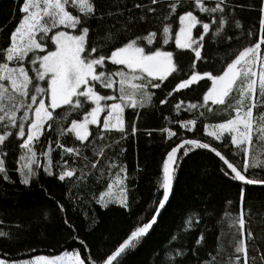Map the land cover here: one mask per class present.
<instances>
[{
  "label": "snow or ice",
  "instance_id": "obj_1",
  "mask_svg": "<svg viewBox=\"0 0 264 264\" xmlns=\"http://www.w3.org/2000/svg\"><path fill=\"white\" fill-rule=\"evenodd\" d=\"M97 4L98 0H23L19 6L18 11L22 16L10 33L9 42L0 48V178L9 180L5 157L11 144L16 141H19V149L23 150L16 169L20 174V183L29 186L33 177L39 175L37 169L41 164L35 143L39 141L46 125L49 130L52 128L50 122H54V117L66 121L73 111L88 105L82 119H71L66 128L57 124L61 138L68 134L74 137L73 143L78 141L86 149V142L95 144L96 140L105 141L106 134L113 131L119 133L122 139L128 134L135 136L137 128L134 123L125 127V110L133 109L135 112L152 106L155 95L152 89H165L156 103L168 105L169 98L175 93L188 89L196 92L194 85L207 89L203 92L202 103H188L184 106L183 100L173 102L176 112L179 113L182 106L188 112L199 109L212 112L210 104L225 106L226 111L234 112L235 115H229L224 122L206 125L205 131L213 140L221 143L227 134L230 145L243 153L242 167L238 168L210 143L198 139H183L167 152L163 161V177L159 184V195L151 209L152 215L146 222L142 220L138 223L110 254L96 259L86 242L75 234L73 225L65 219L64 223L72 232L71 239L79 240L81 248L65 250L62 254L51 257L37 255L25 260L0 258V264H120L118 258L127 250L135 248L148 235L166 209L173 193L174 165L179 159L178 154L186 156L194 149L213 153L222 162L220 170L225 177L239 181L244 186H264V176L256 178L247 175L248 154L254 137L264 144V0H259L256 24L244 30L249 43L238 48L234 56L231 51L227 52L226 55L231 56V59L222 63L215 73L207 69L197 70L196 62L206 59L202 57L203 42L213 31L212 26H216L215 34L220 36L227 25L231 12L230 0H148L147 4L137 2L133 7L140 10L139 14L133 15L132 9H126L129 15L120 28L117 29L114 24L100 34L99 39L104 44L97 43L98 30L94 24L103 21L106 14L98 9ZM160 5L162 15L156 17L160 20L157 30L149 31L146 36H136L113 44L131 26L147 25L148 14H156V6ZM111 15L119 17L124 13L113 12ZM117 23L121 21L117 19ZM234 23L236 28L242 29L238 20ZM173 25H176L175 29ZM198 25L200 28L194 37L193 30ZM158 32L162 45L174 41L173 50L149 47L155 42ZM225 37L228 41L233 39L232 35L226 33ZM185 50L194 53V58L191 55L186 57ZM186 60L187 71L182 67ZM169 77L172 79L169 80ZM165 81L168 82L167 85ZM201 81L205 83L201 85ZM57 109L65 111L61 114L56 112ZM256 109L259 111L254 114ZM136 115L138 116V112ZM200 115L203 116L204 112H200ZM196 122L195 119L180 122V127L191 131ZM90 126H96L99 130L94 136ZM162 131L169 138L176 135L168 128ZM90 136H93L92 141H89ZM56 148L62 150V155L89 160L88 156H82L81 147H65L59 139L56 141ZM52 151L49 143L48 150L41 153L47 160L43 165V172L60 182L72 181L73 178L83 181L97 169V162H91L88 172H85L84 168L70 167L68 161H63L60 171L56 172L53 169ZM92 151L93 155H104L102 148L99 151L93 148ZM107 168L111 181L97 203L103 208L119 204L127 209V169L115 162L108 163ZM112 169H117L114 176ZM239 199L240 215L232 221L233 226H238L231 245L232 251L226 252L220 246L217 255H212L204 264H264V251L249 244L254 237L251 230L246 229L243 189ZM57 203L59 211H65L64 205ZM193 222L194 218L189 217L186 226L191 227ZM5 236L7 233L0 231V237ZM203 240L204 236L201 234L195 243L199 245ZM250 247L256 254L250 255ZM171 250L173 255L166 264H186L183 259H177L185 256L182 249L177 251L173 246ZM217 256L221 258L218 260ZM197 264L200 262L197 261Z\"/></svg>",
  "mask_w": 264,
  "mask_h": 264
},
{
  "label": "trees",
  "instance_id": "obj_2",
  "mask_svg": "<svg viewBox=\"0 0 264 264\" xmlns=\"http://www.w3.org/2000/svg\"><path fill=\"white\" fill-rule=\"evenodd\" d=\"M22 2L23 0H0V48L9 42L10 33L22 16L18 11ZM137 2L147 4L148 0H98V9L106 14L103 21L94 24L98 30V44H104L99 36L105 29L112 28L114 24L117 29L121 27L129 15L126 9H132L133 15L139 14L140 10L133 7ZM230 5L228 23L220 36L215 34L216 26L213 25V31L205 37L202 57L206 59L196 62L197 70L207 69L215 73L222 63L231 59V56L226 55L227 52L231 51L234 56L238 48L249 43L244 30L256 24L259 0H230ZM156 7V14H148L147 25L131 26L127 32L118 36L113 44L136 36H146L149 31L157 30L160 20L156 17L162 15V5ZM113 12H123L124 15L113 16ZM117 19L121 23H117ZM236 20L240 22L242 29L235 27ZM173 28L175 29L176 25H173ZM199 28L198 25L194 30V37ZM225 33L232 35L233 39L228 41ZM149 47L173 50L175 45L174 41L162 45L158 32L155 42ZM184 54L194 58V53L190 51L185 50ZM187 64L186 60L182 66L185 71ZM171 79L169 77V80ZM167 83L165 81V85ZM204 83L200 82L201 85ZM208 84L210 86V82ZM193 87L197 88L196 92L188 89L175 93L169 98L168 105L156 103L165 89H152L155 93L152 106L135 112L133 109L125 110V127L128 128L134 123L137 128L135 136L128 134L122 139L119 133L113 131L106 134L105 141L96 140L95 144L86 142V149L82 148L78 141L73 143L74 137L68 134L61 138L57 124L68 127L71 119H82L89 106L84 105L82 109L73 111L66 121L54 117V122H50L52 128L49 130L46 125L42 136L36 142L35 149L41 167L37 169L39 175L33 177L29 186L20 183V174L16 170L19 167V155L23 150L18 147L19 141L12 143L5 157L9 180L0 178V231L7 233V236L0 237V258L25 260L37 255L51 257L60 255L65 250L81 248L79 240L71 239L72 232L64 223L65 219L73 225L75 234L86 242L96 259L110 254L138 223L142 220L146 222L152 215L151 209L159 195V184L163 177V161L167 152L183 139H198L210 143L241 168L243 153L230 145V137L225 135L221 143L213 140L205 131L206 125L224 122L229 115L234 116L235 113L226 111L225 106L211 104L212 112L207 109L185 111L184 106L188 103H202L203 92L207 90L200 89V85ZM181 100L184 101V106L177 113L173 102L179 103ZM64 111L65 109L56 110L61 114ZM257 111L259 109L254 110V114ZM200 112H204V115L201 116ZM190 119L197 121L191 131L180 127V122ZM165 128L174 131L176 135L169 138L167 133L162 131ZM91 131L94 136L99 130L92 127ZM93 136L89 137V141L93 140ZM58 139L65 147H81L82 156H88L89 160L62 155V150L56 148ZM49 143L53 149L51 158L56 172L60 171L63 161H68L70 167L84 168L85 172H88L91 162H97V169L83 181L73 178L72 181L60 182L54 177H49L43 172V165L47 160L41 155L48 150ZM93 148L97 151L102 148L104 155H93ZM111 162L127 169V209L119 204H110L108 208H103L97 203L99 196L107 190L111 181L107 168ZM248 162L247 175L256 178L264 176V144L255 137L249 149ZM221 167L222 162L204 149H194L188 155L180 156L174 173L173 193L166 209L153 230L135 248L127 250L119 258L120 264H166L168 258L173 255V246L177 251L182 249L185 252L184 257L177 259H183L186 264H197V261L204 264L212 255H217L220 246H223L226 252H231L238 227L233 226L232 221L240 215L239 195L242 189L245 192L243 210L246 229H250L254 237L249 244L264 251V187L244 186L239 181L231 180L223 175ZM116 171L117 169H112L113 176ZM57 202L64 205L65 211H59ZM189 217L194 218L191 227L186 226ZM197 220L198 223L195 222ZM201 234L204 240L197 245L195 241ZM193 252H196V255H193ZM251 254H256L252 247ZM220 258L217 256L218 260Z\"/></svg>",
  "mask_w": 264,
  "mask_h": 264
},
{
  "label": "water",
  "instance_id": "obj_3",
  "mask_svg": "<svg viewBox=\"0 0 264 264\" xmlns=\"http://www.w3.org/2000/svg\"><path fill=\"white\" fill-rule=\"evenodd\" d=\"M181 151H183V149L181 150ZM178 157H180V154H178ZM178 161H179V159H178ZM178 161H177V164H178ZM177 164L176 165H174V168H175V170H176V166H177ZM248 186H254V187H264V186H260V185H248ZM163 212V211H162ZM162 214V213H161ZM160 218V217H159ZM159 218H158V221H159ZM158 223V222H157ZM157 225V224H156ZM156 225H154L153 227H155ZM153 230V229H152ZM151 231V230H150ZM119 259V258H118Z\"/></svg>",
  "mask_w": 264,
  "mask_h": 264
},
{
  "label": "rangeland",
  "instance_id": "obj_4",
  "mask_svg": "<svg viewBox=\"0 0 264 264\" xmlns=\"http://www.w3.org/2000/svg\"><path fill=\"white\" fill-rule=\"evenodd\" d=\"M195 30V29H194ZM194 30H193V36H194ZM106 91H109V90H106ZM101 119H103V117L101 118ZM92 127H96V126H90V129L92 128ZM211 130V128L209 127L208 128V131H210ZM225 135H227V134H225ZM42 136V135H41ZM40 136V137H41ZM40 139V138H39ZM35 145H36V143H35ZM31 259V258H30Z\"/></svg>",
  "mask_w": 264,
  "mask_h": 264
}]
</instances>
